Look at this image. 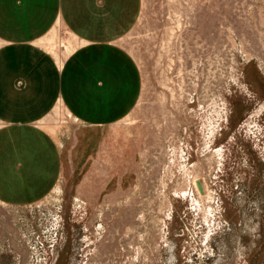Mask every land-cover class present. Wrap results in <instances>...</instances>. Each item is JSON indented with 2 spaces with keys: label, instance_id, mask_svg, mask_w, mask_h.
<instances>
[{
  "label": "rangeland",
  "instance_id": "374dc122",
  "mask_svg": "<svg viewBox=\"0 0 264 264\" xmlns=\"http://www.w3.org/2000/svg\"><path fill=\"white\" fill-rule=\"evenodd\" d=\"M121 45L138 104L105 127L42 121L64 176L0 203V264H264V0H143Z\"/></svg>",
  "mask_w": 264,
  "mask_h": 264
},
{
  "label": "crops",
  "instance_id": "0c3cea01",
  "mask_svg": "<svg viewBox=\"0 0 264 264\" xmlns=\"http://www.w3.org/2000/svg\"><path fill=\"white\" fill-rule=\"evenodd\" d=\"M143 0H0V203L46 198L64 176V147L42 121L58 106L78 125L129 115L142 73L121 45ZM63 28L69 50L46 45ZM63 45V46H62Z\"/></svg>",
  "mask_w": 264,
  "mask_h": 264
}]
</instances>
